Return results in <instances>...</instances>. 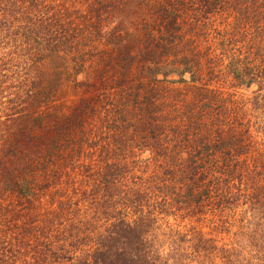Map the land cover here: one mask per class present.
Segmentation results:
<instances>
[{
    "label": "trees",
    "instance_id": "obj_1",
    "mask_svg": "<svg viewBox=\"0 0 264 264\" xmlns=\"http://www.w3.org/2000/svg\"><path fill=\"white\" fill-rule=\"evenodd\" d=\"M36 1L0 0V43L38 63L78 33L97 58L51 125L25 119L38 73L9 102L0 79V264H264V135L232 97L264 108V0H87L88 20L17 26Z\"/></svg>",
    "mask_w": 264,
    "mask_h": 264
},
{
    "label": "rangeland",
    "instance_id": "obj_2",
    "mask_svg": "<svg viewBox=\"0 0 264 264\" xmlns=\"http://www.w3.org/2000/svg\"><path fill=\"white\" fill-rule=\"evenodd\" d=\"M36 3H38L37 5L39 9L42 10L43 13L40 12V10L37 11V9H35V11H32V9L30 10V8H32L31 3L29 5L25 4L23 7L26 8L23 9V12L30 13L28 15L25 14L23 19L21 18L19 21H17V26L20 23L24 22L22 20H28L27 17H31L33 20L37 19L38 17H46V13H51L52 11H54V9H58V7L66 8V14L68 15L65 14L66 16L62 17H68L73 20L74 23H76V21L89 19L87 17V0H37ZM221 18L228 21H230L231 19L230 17ZM89 39L90 38L86 39L84 35L82 37V35H79L77 33V37L70 40V42H66L64 45H62L63 48L60 49L59 52L44 56V58L38 63H32L25 54L23 56V50L19 48L18 43H0V79H2V81H4L5 83L3 84V86H1L3 87L2 89L5 95L7 97L9 96L6 102H9L12 96L15 95L13 93L17 94V89L18 87H21V82H23L24 79H26L27 81L28 77L33 76V74L36 72L38 73L40 79L39 91H41V93L38 98H33L31 102L27 101L28 104L25 103L24 113H27L25 119L30 120L32 119V116H37L38 118L41 117V119L39 118V120L44 125H51L52 122L58 120V118H61L62 116L60 114H55L56 118L55 120H53V113H51V106L59 96L58 94L61 92V89L64 92L60 94V96H63L60 101H64L66 99L64 103H72V101L78 100L82 95V93L79 92V89L78 91H76L73 88L74 80H86V78H89L91 80L92 77H89L91 74L94 77L92 67H89L91 64L89 63V60L91 58H97V47L94 48L93 46L95 42H92ZM84 40L87 42L84 43ZM87 51H89V53H87ZM75 57L77 58V60L74 59ZM74 60H76V63ZM74 65L83 66L85 72H81L77 76H71L70 74L73 75ZM65 88L68 92H65ZM232 97L233 100H235L234 106L238 104L244 107L242 108L240 113L244 111L246 112V117L243 119V122L246 123L249 127V132L245 134L250 135L248 141H250V143L252 144L251 147H256V143L260 144L262 142L258 137L264 135V108L260 111L257 108H252V105L249 102L245 101V99L250 96L244 91L235 90L234 96ZM239 109L240 108L238 107L237 112H239ZM1 119H4V116L1 117ZM22 120L24 119L14 121L11 128L14 129L16 127H19L21 123H23ZM61 188H63L64 190L63 184ZM71 190L73 189H71V187L69 186L68 191ZM60 193L62 194L61 191ZM46 197L45 195L42 196L41 201L44 202Z\"/></svg>",
    "mask_w": 264,
    "mask_h": 264
}]
</instances>
